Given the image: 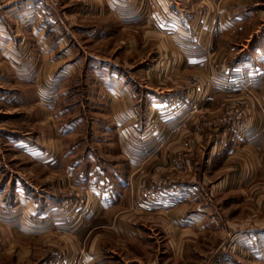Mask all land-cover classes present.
<instances>
[{
  "label": "rangeland",
  "instance_id": "374dc122",
  "mask_svg": "<svg viewBox=\"0 0 264 264\" xmlns=\"http://www.w3.org/2000/svg\"><path fill=\"white\" fill-rule=\"evenodd\" d=\"M253 1L264 5V0ZM178 3L195 16L197 27L211 12L204 0L196 6ZM159 8V0H0V19H9L0 21V33L14 36L9 50L17 58L12 68L0 56V95H4L0 97V173L20 175L36 193L58 198L50 215L48 208L39 211L35 204L21 216L9 213L7 196L0 198V264H59L64 256L87 253V242L92 240L107 241L111 260L118 264H230L228 255L236 257L233 264H264L249 263L244 247L233 246L239 235L245 238L247 229H264V149L249 144L251 131H264V73L258 86L248 77L237 90L218 88L217 75L207 68L178 74L179 63L166 37L153 34L143 22ZM0 50L5 54L3 47ZM48 50L52 55L47 57ZM98 66L118 68L130 84L134 102L146 113L150 110L145 106L149 98L145 90L179 93L196 101L185 119L170 121L164 130L158 125L159 131H181L182 136L173 139L178 144L174 155L164 147L162 156L136 158L130 164L129 152L106 148V143L113 144L114 120L108 116L104 88L92 69ZM2 91L14 96L5 100ZM45 95L51 98L49 103ZM208 98L210 103L197 104ZM147 129L156 131L153 121H148ZM13 134L31 138L27 144L34 143L35 149L14 150L6 141ZM137 142L132 141L131 147ZM192 144L194 148L189 147ZM38 145L50 150L44 153ZM81 147L96 150L110 169L122 170L126 184L111 209L92 199L90 188L73 178L74 167H67L82 155L89 165ZM235 166L238 175L246 178L237 183L238 188L232 182L238 172ZM192 183L197 186L195 194L180 199L184 185ZM165 186L171 192L167 197ZM178 200L180 204L172 207ZM194 210L206 215L196 222L201 218V223L216 227L204 232L190 229L194 221L183 215ZM99 214L92 229L78 234ZM17 223L31 225L30 231L17 230ZM123 223L138 226L141 237L124 235Z\"/></svg>",
  "mask_w": 264,
  "mask_h": 264
},
{
  "label": "crops",
  "instance_id": "0c3cea01",
  "mask_svg": "<svg viewBox=\"0 0 264 264\" xmlns=\"http://www.w3.org/2000/svg\"><path fill=\"white\" fill-rule=\"evenodd\" d=\"M199 1L203 0H159V10L147 16L143 22L153 30V34L164 35L166 37V45L173 50L171 54L175 56V59H177L176 61L179 63V70H177L178 74H180V71L194 72L201 68H207L209 72H213L217 75V81L215 83L218 88L237 90L241 87V82H244V78L248 77L253 78L254 81L256 80L258 86L260 84L261 73H264V5L258 2L254 3L253 0H204L207 2L211 12L202 26L197 27L195 16L189 15L187 13L188 10L184 7V11L180 9L181 4L178 2H184L183 5L187 4L189 6L191 4L196 6ZM9 4L10 6L12 5L11 3ZM14 4L12 7L15 6ZM178 7L179 9H177ZM176 12L180 15H177ZM8 20L9 19H0L2 23H5V21L8 23ZM4 33H0V48L3 47V51L6 50V52L5 54L2 52L0 56H5L8 60L7 63L10 67L14 68L13 59L14 61L17 59L16 54L14 50H9V46L12 47L13 45L14 36L12 35V37L10 34L5 35ZM243 41L246 42V45L243 44ZM247 43H249V46ZM51 52L52 51L49 50L45 52L47 57L52 55ZM96 57L98 58V56ZM77 61L79 62V60ZM46 65H49V63ZM92 69L97 72L95 76L98 79L97 82L104 88L106 96V98H104V104L107 106L109 112L108 116H111V119L114 120V125L110 128V130L113 131L111 133L112 135L109 133L110 136L114 137L112 140L113 144L110 145L106 143V148H108V150L112 149V151L129 152L128 154L130 156L128 160L130 164L137 162L136 158L138 161H143V159L153 154L162 156L164 147L169 149L168 152L171 156L174 155L176 152L175 150L178 148V144L174 145L173 139L182 136L180 135L181 131H159L158 127L162 125L161 130H164V126L168 125L170 121L174 119H185L189 111L191 109L194 110L196 101L189 100L186 95L179 93H175V95L154 94L152 91H146L144 89L145 91H143V94L149 97L145 106L147 110L150 111L146 113L145 108H141L137 105L136 101L134 102L135 99L131 94L130 84L127 85V80L124 75L119 72L118 68H107L104 70L102 66H98ZM25 71L31 73L30 69ZM150 71L151 69L149 73ZM103 72H105V74ZM232 78L234 79L233 81L231 80ZM115 88L118 90H115ZM13 93L14 92L11 91L4 93L7 94V96L4 97L5 100L8 97L12 98L14 96ZM3 96L4 95L1 93L0 97L2 98ZM45 97V101L48 99L46 103H49L51 98L47 95H45ZM210 102L209 98L204 100L199 99L197 104L204 105ZM45 111H50L49 104L48 108L45 107ZM147 116L149 118H147ZM148 121H153L156 131H148ZM157 121H159V124H157ZM262 125L264 126V124ZM187 132L191 133L192 131ZM250 134L249 144H252L254 146L253 148L257 150L261 148L264 149V131H251ZM15 136L16 134L8 135L6 138V141L11 142V147L14 148V150L18 148L20 150L17 151L20 152L23 149H35L34 143L27 144V142L32 140L31 138L26 136H20L22 138H18ZM234 136L236 137L237 135ZM136 139L138 140L137 145L131 147V145H134L132 141L134 142ZM14 141L19 142L15 143ZM106 141L109 142L110 139L108 138ZM221 144L222 146H220L225 149L226 145L223 142ZM238 144L237 138H235L236 148ZM38 147H40L44 153L50 150L48 145H38L36 148ZM179 147H181L180 143ZM189 147L194 148L195 144ZM59 151L60 149H58V152ZM80 151L81 153L85 151L83 152L85 154L84 157H86L85 159L89 162V165L83 160L82 155L76 158L72 164H67V167H74L73 178L77 181L80 179L79 182H82L90 188L89 192L91 193L92 199L99 204H105L111 209L118 203L117 198L120 197V189L126 184L122 170L116 167L110 169L109 167L111 166H108V163L104 161L105 159L101 160L98 157L96 150V152L88 149L83 150L81 147ZM28 153H30V151H28ZM47 164L49 163L47 162ZM235 168L238 172L236 173V178H233L232 182H234L236 186L238 185L237 183L242 184L245 182L246 178L238 175L239 169L237 166H235ZM261 173H264V157L261 162ZM30 183L29 181H25L20 175L13 177V174L11 176H5L0 173V198L3 199V197L7 196L12 202L6 204V208H9V213L11 215L15 214L12 216L25 215L24 212H28V210L31 211L35 208L34 206L36 204V206L40 207L39 211H44L45 208H48V214H52L50 207L54 206L53 204L57 202L58 198L51 196L49 193H44L43 195L36 193ZM238 187L240 186L238 185L237 188ZM162 188L165 197L171 195L167 186ZM196 189L197 186L193 183L184 185L180 199H188L189 196L195 194ZM179 204L180 201L171 206L176 207ZM108 208H105L107 209L106 211L109 210ZM160 209L163 210V208ZM184 213L183 216L192 218V220H190L191 222L194 221L192 226L189 225L190 229L204 232L206 228L211 230L216 227L215 225L209 226L201 223V218L206 216L204 213L201 214L196 210ZM102 214L92 218L90 222L86 223L87 228L80 231L78 234L83 235L92 229L95 221L98 220H96V218L101 217ZM177 215L179 216V214ZM199 217L201 218L196 222V219ZM170 218L171 220L175 219L173 215H171ZM61 225L62 224H58L57 227ZM15 226L17 230L25 232L30 231L31 228V225L29 226L23 223H17ZM219 227L221 226L219 225ZM114 230L116 233H119L118 228ZM120 230L124 235L131 238H140L142 233L138 226L126 223H123ZM74 242V245L77 246L76 241ZM105 242L107 241L92 240L87 242L86 246H88L90 250L84 255L76 254L67 257L64 256L63 253L58 254L64 256V259H60L59 264H118L117 261L111 260L113 259L112 254L110 255L111 250ZM224 242L226 243L227 241ZM233 246L237 249L244 247V251L246 252L244 256L249 263L256 261L264 263V229H247L245 238L239 235ZM225 247L223 246V250H226ZM221 254L224 255L227 253L221 252ZM232 256L228 255L226 261L236 263V257L234 256L233 258ZM53 258L50 256V259ZM193 260L194 256L191 261ZM44 263H46L45 260ZM124 264H131V262L125 261Z\"/></svg>",
  "mask_w": 264,
  "mask_h": 264
}]
</instances>
